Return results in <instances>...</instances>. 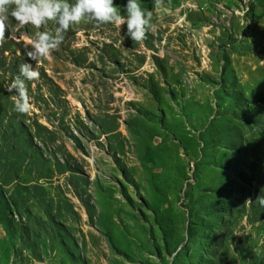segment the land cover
<instances>
[{
  "label": "rangeland",
  "instance_id": "obj_1",
  "mask_svg": "<svg viewBox=\"0 0 264 264\" xmlns=\"http://www.w3.org/2000/svg\"><path fill=\"white\" fill-rule=\"evenodd\" d=\"M151 23L70 26L20 114V33L55 25L6 21L0 264H264V0H163Z\"/></svg>",
  "mask_w": 264,
  "mask_h": 264
},
{
  "label": "clouds",
  "instance_id": "obj_2",
  "mask_svg": "<svg viewBox=\"0 0 264 264\" xmlns=\"http://www.w3.org/2000/svg\"><path fill=\"white\" fill-rule=\"evenodd\" d=\"M153 9L142 8L140 0H124L117 5L114 0H0V37L4 36L6 21L11 17L15 29L31 25L39 29L48 21L55 25L54 34L48 31H34L30 36L20 33V39L30 44L25 55L29 61L18 65V76L7 85L6 91L11 94L13 109L17 113L27 114L32 109L25 81H35L39 77L37 68L42 59L50 58V53L58 49L64 40V33L70 26L82 20L97 24L110 23L117 28L124 26L123 34L130 42H141L146 31H152L153 10L163 5V0H152ZM121 10L123 15H121ZM14 29H9L8 38L16 39ZM34 86V85H33ZM255 201L264 207V188ZM174 255V254H173Z\"/></svg>",
  "mask_w": 264,
  "mask_h": 264
},
{
  "label": "trees",
  "instance_id": "obj_3",
  "mask_svg": "<svg viewBox=\"0 0 264 264\" xmlns=\"http://www.w3.org/2000/svg\"><path fill=\"white\" fill-rule=\"evenodd\" d=\"M223 58H224V61L226 62V67H225V70H226L228 68L229 64H230V61H229V57L227 55H223ZM237 100L239 101L240 98H238ZM69 170H71V169H69Z\"/></svg>",
  "mask_w": 264,
  "mask_h": 264
},
{
  "label": "built area",
  "instance_id": "obj_4",
  "mask_svg": "<svg viewBox=\"0 0 264 264\" xmlns=\"http://www.w3.org/2000/svg\"><path fill=\"white\" fill-rule=\"evenodd\" d=\"M242 1H244V3H246V2L249 1V0H242Z\"/></svg>",
  "mask_w": 264,
  "mask_h": 264
}]
</instances>
